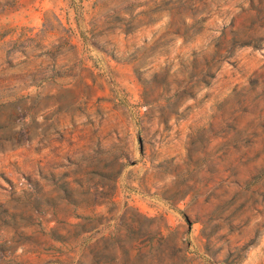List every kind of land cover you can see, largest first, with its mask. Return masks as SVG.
Wrapping results in <instances>:
<instances>
[{
	"label": "rangeland",
	"instance_id": "rangeland-1",
	"mask_svg": "<svg viewBox=\"0 0 264 264\" xmlns=\"http://www.w3.org/2000/svg\"><path fill=\"white\" fill-rule=\"evenodd\" d=\"M0 264H264V0H0Z\"/></svg>",
	"mask_w": 264,
	"mask_h": 264
}]
</instances>
